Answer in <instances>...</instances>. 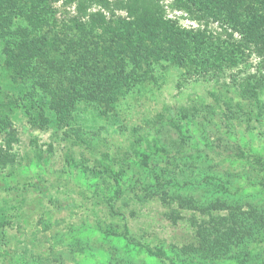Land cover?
I'll list each match as a JSON object with an SVG mask.
<instances>
[{"label":"rangeland","instance_id":"1","mask_svg":"<svg viewBox=\"0 0 264 264\" xmlns=\"http://www.w3.org/2000/svg\"><path fill=\"white\" fill-rule=\"evenodd\" d=\"M167 14L180 27L197 29L182 13ZM257 62L251 57L234 68L192 74L162 61L142 87L118 100L113 114L100 118L80 105L71 127L33 126L15 111L9 149L8 129L0 126V148L10 155L1 158L0 174L11 188L0 190V219L9 222L0 264H170L129 244L124 225L132 241L173 264H264V227L256 223L264 217V128L245 115L264 118V107L239 97V83ZM6 84L0 74V86L7 90ZM103 153L122 171V193L109 176L84 171L97 168ZM34 183L46 187V196L27 186ZM230 213L243 214L246 232L234 227ZM198 227L242 233L230 248L224 240L209 252L210 232L201 239Z\"/></svg>","mask_w":264,"mask_h":264},{"label":"trees","instance_id":"2","mask_svg":"<svg viewBox=\"0 0 264 264\" xmlns=\"http://www.w3.org/2000/svg\"><path fill=\"white\" fill-rule=\"evenodd\" d=\"M58 5L72 13L61 15ZM168 11L182 13L197 29L180 27ZM251 57L258 61L256 71L239 83V97L264 107V0H0V74L9 85L7 90L0 86V126L8 129L5 148L15 140L11 117L17 110L33 126L71 127L80 105L92 107L100 118L113 114L118 100L142 87L162 61L207 74ZM210 96L218 100L214 92ZM236 105L241 108L242 101ZM245 115L247 122L264 128L261 114L249 110ZM6 156L8 151L0 148V161ZM65 161L70 165L73 159ZM97 162V168L83 167L88 177L105 174L122 193V171L113 158L103 153ZM27 186L46 196L43 184ZM0 190H11L1 174ZM229 217L246 232L243 214ZM256 223L264 227V217ZM8 225L0 219V250ZM212 229L198 227L201 239L210 232L209 252L224 240L230 248L242 233ZM123 238L148 256L173 264L164 253L132 241L127 225Z\"/></svg>","mask_w":264,"mask_h":264}]
</instances>
